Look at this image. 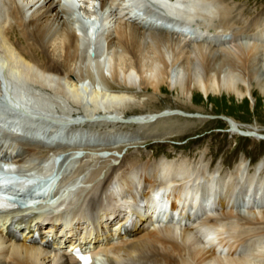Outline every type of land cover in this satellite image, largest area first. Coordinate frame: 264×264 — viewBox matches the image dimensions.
<instances>
[{"label": "bare ground", "instance_id": "obj_1", "mask_svg": "<svg viewBox=\"0 0 264 264\" xmlns=\"http://www.w3.org/2000/svg\"><path fill=\"white\" fill-rule=\"evenodd\" d=\"M130 1L148 12L147 15L137 14V19L144 20L153 15L155 10L145 3L150 1L160 8L165 21L188 28L190 34L193 32L201 37L202 45L143 31L135 19H129L125 5ZM219 1L98 0L102 18L96 17V22L86 24L71 14V0H0V72L4 85V92L0 93V124L24 129L40 140L56 145L29 143V153L23 157L22 154L15 156L14 162L22 175L44 177L46 184L43 190L57 189L51 195L39 196L41 205L37 208L49 209L43 215H47L50 225L42 232L54 231L60 235L51 252L27 246L24 242L5 241L2 230L6 219L4 222L0 219V264H76L68 253L78 239L73 236V230H67L74 219L87 221L82 212L89 209L70 210V205L90 203L101 194L110 196L117 187L128 185L136 166L129 165L131 160L124 151L135 149L150 139L155 140L152 135L158 127H173L170 122L175 116H182L171 111H147L125 116L133 113V109L142 108L149 100L148 96L136 93L137 90L150 87L157 92L161 85L168 84L169 88H177L185 103L190 101L193 89L203 94L223 89L241 97L244 93L223 71V66L228 65L240 72L241 79L246 73L264 93V82L259 81L253 69L254 59L264 56V30L253 36L257 40L253 44H228L220 51L203 46L207 41L203 36H212L208 28L213 24L223 28L215 31L212 40L220 45L230 43L232 39L227 36L237 32L236 28L232 30L234 25L224 26L221 23L226 11L222 9L221 13L217 9ZM6 96L27 113L29 121L20 115H10L12 107L6 104ZM165 112L167 114L157 116ZM76 113L79 114L75 116ZM84 122L90 125L80 128L70 126ZM108 122L113 125H107ZM116 123H120L119 126ZM229 124L231 128L241 130L233 119L229 120ZM133 126H136L135 129ZM240 135L261 138L257 134ZM64 140L75 144L69 147L60 145ZM16 148L12 139L0 138V156L6 157L7 153L11 156ZM204 154L199 158L202 166L198 170L207 173L209 167L203 161ZM166 159L147 164L149 168L143 166L146 172L139 180L142 183L136 185H142L139 200L133 198L121 213H108L116 219L136 214L138 219L134 232L118 239L114 237L117 227L111 232L109 227L112 223H107L106 229L93 242L100 248L98 262L264 264V245L258 246L254 254L243 257L232 251L231 246L219 240L218 236L213 237L223 228L229 237L239 239L241 235L249 234L253 225H260L254 229L263 228L257 235L264 237L263 178H259L254 186L262 190L258 202L251 194L250 202L240 211L232 205L230 196L220 195L215 183L222 178L224 181L230 174L249 177L252 182L255 175H244L246 166L243 161L239 160L230 172H225L224 177L218 168L217 173L209 174L199 190L182 188L172 194L168 189L171 177H180L183 173L190 175V167L186 160L175 163ZM0 161L5 160L0 158ZM5 166L8 167L7 164ZM200 177H196L197 182ZM135 187L131 194L137 192ZM163 187L166 189L161 199L152 197L154 188ZM169 202L170 209L164 210ZM210 202L215 206L212 213L206 214L201 222H191L193 213L189 214L187 209H192V204L197 203L198 207L205 209ZM172 211H178L180 219L160 225L159 216L162 214L167 218ZM184 221H188V225ZM202 227L210 231L204 233L203 239H195L194 229ZM241 227L245 228L243 233L240 232ZM90 243L87 237L81 242L84 247Z\"/></svg>", "mask_w": 264, "mask_h": 264}, {"label": "rangeland", "instance_id": "obj_2", "mask_svg": "<svg viewBox=\"0 0 264 264\" xmlns=\"http://www.w3.org/2000/svg\"><path fill=\"white\" fill-rule=\"evenodd\" d=\"M216 6L221 13L223 12L222 9H225L226 11L223 15V17L225 18L221 20V23L223 25H234V27H232V30L236 28L234 30H237V32L233 30L234 36H228L230 38L233 37L234 39L230 43L214 46L210 42H205L203 45L204 47H215L220 51V49L226 48L228 44L230 46H234V44L249 45L257 41L253 36H255V34H257L258 32L264 30V0H220ZM223 20H225L226 22H223ZM220 28L221 27H217L215 26V24H213V27L210 28V32ZM250 41L253 42L250 43ZM184 43L197 42L184 41ZM197 44L202 45V43ZM254 60V73H256L257 77H259V81L263 83L264 56L259 55L257 59ZM223 71L225 75L228 76V78L230 77L229 79L233 78V81L244 93L243 96H236L234 95V93L227 92L223 89H217V93L215 92L216 90H210L207 94H203L200 90L193 89L190 96V103H185V101H182L183 97L180 95V93H178L177 88L173 86L169 88L168 84L161 85L157 92L154 90L152 91V88L150 87L141 88L139 89L140 91L137 90L136 93L148 96L149 100L147 99V102L145 101V107L142 106V108L133 109V113L127 114L138 115L135 113L147 111H171L176 112L174 114L186 116H175V118L173 119L174 121L172 120L171 122L170 120H168V122H170L172 126L174 125L173 127H158L156 129V133L152 135L153 138H156L155 140L150 139L144 144H141V146L138 145L134 147L136 148L135 151H138L140 149V154L142 155L141 157L138 156V152L137 154L135 152L129 153L130 149L124 151V153H129L128 155L126 154L128 158L130 160H139L146 156H160L164 153L168 154V156L170 154H175L178 155L176 156L177 161H179V159L187 158L191 167L195 166L194 169L197 172L201 173L199 171L201 169L199 158L202 156L203 152H205L203 157L204 160H201L205 161V163L208 164L209 171L214 169V173H217V169L219 168L221 169V174L225 172V169H230L229 171H226L230 172L231 169L235 165H237L240 160L243 161V163L245 164L244 166H246L244 175L248 174L249 176V174L251 173L255 175L256 179V175L259 174L262 169L264 171V136H260L263 139H258L256 137L254 138L243 136L240 134H242V131L252 132L257 135L264 134V93L259 89L258 86L255 85V82H253V80H251L246 73L243 74L241 79L240 72L233 68L230 69V66L228 65L223 66ZM244 79L246 81H244ZM242 82H244V84ZM141 90L143 91V94ZM175 110L180 112L178 113ZM189 113H198L199 116L193 117L190 116ZM230 119H233L236 122L237 127L241 130L231 128L229 124ZM177 126L179 127V130ZM135 127L136 126H133L132 128L135 129ZM233 129L238 132L233 131ZM157 132H159L160 134L157 135ZM155 135H157V137ZM184 175L188 174L185 173ZM235 179V177L234 179L232 177V180L231 178H229L227 179L228 182L225 181V184L223 183L220 186L222 191L221 194L230 197L233 196L231 198L234 199L233 204H238L243 199V190L246 189L247 185L246 183L244 184V181ZM235 181L239 182L236 183L238 184V186L235 185ZM232 183L234 185H231ZM253 184L254 183H252V185ZM234 186L235 188L237 187L240 195L238 194V192L235 195H231L235 189ZM234 212L237 213V211ZM256 227H260V225H253L252 231L249 234L241 235L239 239L229 237L227 232H225L223 228L220 229V231L222 230L221 233L219 231L218 234L214 235L213 237L218 236L219 240H222L223 242L229 244V246H231V250H235V252H237L239 256H250L254 254L255 250L258 249V246L260 248L264 245V237H260L257 235V232L263 228L254 229ZM242 229L243 227L240 228V232L243 233V230L245 228L243 230ZM206 231L195 230L193 232V237L195 239H203V235ZM240 238L243 239L240 240ZM233 243L235 246L233 245Z\"/></svg>", "mask_w": 264, "mask_h": 264}]
</instances>
